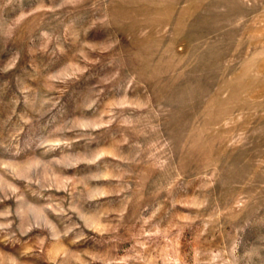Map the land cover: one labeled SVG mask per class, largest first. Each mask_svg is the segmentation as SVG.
Listing matches in <instances>:
<instances>
[{"label":"rangeland","instance_id":"1","mask_svg":"<svg viewBox=\"0 0 264 264\" xmlns=\"http://www.w3.org/2000/svg\"><path fill=\"white\" fill-rule=\"evenodd\" d=\"M0 264H264V0H0Z\"/></svg>","mask_w":264,"mask_h":264}]
</instances>
